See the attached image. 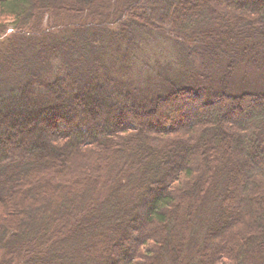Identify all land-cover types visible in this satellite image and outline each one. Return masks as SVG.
Here are the masks:
<instances>
[{"label":"trees","instance_id":"trees-1","mask_svg":"<svg viewBox=\"0 0 264 264\" xmlns=\"http://www.w3.org/2000/svg\"><path fill=\"white\" fill-rule=\"evenodd\" d=\"M0 264H264V0H0Z\"/></svg>","mask_w":264,"mask_h":264},{"label":"rangeland","instance_id":"rangeland-1","mask_svg":"<svg viewBox=\"0 0 264 264\" xmlns=\"http://www.w3.org/2000/svg\"><path fill=\"white\" fill-rule=\"evenodd\" d=\"M155 59H157L158 62H159V65L162 66V65L166 62V60H167V56H166L165 54L159 55V54L157 53ZM153 63H154V62H152V64H153ZM149 72L155 75V69H154V71L151 70V71H149Z\"/></svg>","mask_w":264,"mask_h":264}]
</instances>
